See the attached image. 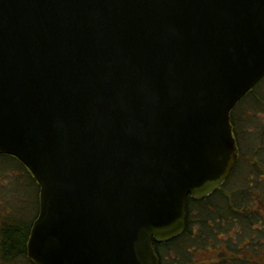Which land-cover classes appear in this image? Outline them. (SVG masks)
I'll use <instances>...</instances> for the list:
<instances>
[{
  "label": "water",
  "instance_id": "95a60500",
  "mask_svg": "<svg viewBox=\"0 0 264 264\" xmlns=\"http://www.w3.org/2000/svg\"><path fill=\"white\" fill-rule=\"evenodd\" d=\"M264 0H0V153L39 185L33 264H158L231 173Z\"/></svg>",
  "mask_w": 264,
  "mask_h": 264
},
{
  "label": "trees",
  "instance_id": "16d2710c",
  "mask_svg": "<svg viewBox=\"0 0 264 264\" xmlns=\"http://www.w3.org/2000/svg\"><path fill=\"white\" fill-rule=\"evenodd\" d=\"M263 79L264 76L261 83ZM256 85L231 109L239 155L241 145L233 110ZM257 100V108L263 111L264 96ZM236 162L231 174L237 169L240 177L237 181H242L236 184L239 187L235 188L233 183L224 189L228 177L221 186L202 198L187 197L185 230L175 238L153 243L159 257L158 264H264V156L251 164L240 163V159ZM240 164L245 168L242 175L238 171ZM0 165L6 170L7 194L11 192L12 200L17 194L15 206L8 199H0V264H33L27 257V240L38 212V182L31 171L11 154L0 153ZM248 166L253 172H248ZM18 172L26 181L18 180L21 176ZM245 172H248L246 176Z\"/></svg>",
  "mask_w": 264,
  "mask_h": 264
},
{
  "label": "rangeland",
  "instance_id": "374dc122",
  "mask_svg": "<svg viewBox=\"0 0 264 264\" xmlns=\"http://www.w3.org/2000/svg\"><path fill=\"white\" fill-rule=\"evenodd\" d=\"M261 80V79H260ZM258 81L259 84H255L256 86L253 88V90L247 94L234 108L233 110V117L236 123L237 128V135L240 139V155L238 154L237 160L240 159V163L246 162L248 164H251L254 160L259 159L260 157L264 156V148L261 147L264 145V110H259L257 108L256 103H258V98L264 96V82ZM264 80V79H263ZM262 124H261V122ZM252 133V136L250 134ZM247 139H250L247 141ZM239 153V152H238ZM237 163V162H236ZM237 167V166H236ZM248 172L252 171L253 169H250L248 166ZM238 171L241 172L240 175L245 171L244 166L240 164L238 167ZM248 172L244 173V176L248 174ZM253 172V171H252ZM19 173V172H18ZM20 174V173H19ZM21 176H18V180L20 181H26L25 177L20 174ZM237 169H235V172L232 174L230 173L228 177H230L226 183H224L223 188L227 189L230 187L231 184L234 183V185L239 184L241 182H238L237 180L240 179L238 176ZM227 177V178H228ZM237 177V179H236ZM6 170L4 169V166L0 165V199L3 201H6L8 199V202L11 201V204L14 203V206L16 205V198L17 194H14L16 197L14 200L11 199L12 194L11 192L7 194L6 188ZM11 178V177H10ZM236 180V182L234 181ZM245 181V180H244ZM243 181V182H244ZM25 185V184H24ZM10 186L13 187L12 184ZM239 187L238 185L235 186V188ZM256 189V188H255ZM18 204V203H17ZM16 264V263H12Z\"/></svg>",
  "mask_w": 264,
  "mask_h": 264
}]
</instances>
